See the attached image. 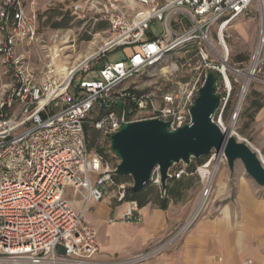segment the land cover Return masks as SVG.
<instances>
[{"label":"built area","instance_id":"2783aa9c","mask_svg":"<svg viewBox=\"0 0 264 264\" xmlns=\"http://www.w3.org/2000/svg\"><path fill=\"white\" fill-rule=\"evenodd\" d=\"M103 2L109 28L102 44L66 77L51 63L37 78L17 54L20 43L32 45L38 40L37 15L25 0H3L0 7V60L15 78L0 99V264H100L95 259L101 243L89 219L91 205L103 201L112 188L116 202L127 205L125 221H141L139 204L125 201L133 185H118L114 180L116 168L107 156L117 158L111 138L124 123L157 119L171 131L190 125L191 108L209 73L216 76L215 90L220 96L212 120L223 133L241 141L237 127L242 102L251 85L264 75V38L241 68L229 62L224 30L251 9L264 6V0ZM130 3L139 7L132 15ZM73 8L75 14L84 12L81 3ZM156 24L164 28V34L151 32ZM187 47H194L201 64L196 75L183 80L187 64L170 57ZM123 48L133 51L105 63L97 80L77 81L92 62ZM159 66L163 70L153 76L161 84L152 90L132 82L150 76L151 69ZM236 88L240 95L233 105ZM88 126L99 132L103 151L89 148ZM213 153L225 158L223 153ZM210 163L201 168L209 169ZM201 168L196 170L200 176ZM168 175L167 185L188 174L177 164ZM201 180V202L174 238L191 230L212 198L209 179L201 176ZM150 185L162 199L167 197L159 167L154 168ZM155 253L146 251L128 264H143Z\"/></svg>","mask_w":264,"mask_h":264},{"label":"crops","instance_id":"0c3cea01","mask_svg":"<svg viewBox=\"0 0 264 264\" xmlns=\"http://www.w3.org/2000/svg\"><path fill=\"white\" fill-rule=\"evenodd\" d=\"M246 16L236 19L226 31L236 28L242 35ZM22 45L30 46L22 42L17 50ZM257 116H264V107L254 119ZM195 173L186 177L198 183ZM223 174L209 212L179 238L173 234L190 219L197 204L179 207L185 198L170 203L167 209L149 204L141 208V221L131 223L124 219L127 205L116 202L111 188L103 201L91 205L89 212L101 243L96 261L128 264L137 255L154 250L156 253L143 264H264V188L250 177L234 175L232 170L229 175Z\"/></svg>","mask_w":264,"mask_h":264},{"label":"rangeland","instance_id":"374dc122","mask_svg":"<svg viewBox=\"0 0 264 264\" xmlns=\"http://www.w3.org/2000/svg\"><path fill=\"white\" fill-rule=\"evenodd\" d=\"M27 8L34 10L38 19V40L32 45H22L17 50V54L22 56L31 71L42 77L44 68L53 63L58 72L63 76L60 66H67L72 69L75 65L80 64V60L86 56L94 54L97 48L102 44L104 32L109 28L108 22L103 18V0H25ZM3 0H0V7ZM81 3L84 7L83 13H74V5ZM102 4V5H101ZM123 5L125 3L123 2ZM129 14H134V11L139 10L135 3L129 4ZM235 21V20H234ZM233 21V22H234ZM56 23H62V28H56ZM243 25L245 31L239 35L236 28L228 29L225 32L226 43L230 51V64L238 67H243L253 57L258 41L264 38V6L261 8H253L246 17L243 18ZM151 32L155 36L164 34V28L160 24L152 27ZM1 39V37H0ZM214 39L216 36L214 35ZM59 48V49H58ZM58 49V50H56ZM132 48H123L107 54L104 58L98 59L89 65L87 72L81 73L77 81L81 80H97V74L105 63L114 62L122 55L132 53ZM58 54L55 59L54 55ZM178 58L183 64H187L181 79L187 80L196 75L199 71L200 61L196 58V51L194 47H187L184 50L177 51L170 59ZM80 62V63H79ZM243 63V64H242ZM73 66V67H72ZM163 70L162 67H154L150 71V76L147 74L132 80L136 83L144 85L146 90H152L154 86L160 85L161 82L155 74H159ZM89 76H86L88 75ZM260 79L264 81V75H260ZM40 77V78H41ZM14 75L8 68L4 67L0 60V99L3 98L8 87L14 82ZM254 82L245 99L242 102V108L237 127V133L241 141L251 146L260 156L264 158V116H257L256 119L251 120L250 116L253 112L251 106L256 102H264V82ZM128 82L127 85H131ZM239 89H234L232 94V104H237L239 100ZM260 95V96H259ZM225 123H228V117L225 118ZM221 157L219 154L213 152L208 158L207 163H210L209 170L213 173L212 198L209 204L202 211L201 215L209 212V207L215 199V194L219 190L218 182L223 177V173L229 175L230 169L225 158L221 157L218 167L216 166V159ZM112 164L117 168L120 161L118 158L112 157ZM185 167L184 163H180ZM202 167V166H201ZM199 167V168H201ZM198 168V169H199ZM197 169V170H198ZM234 175L237 173L248 177L244 166L241 162L235 164ZM198 178V183L195 181L193 189L189 190L185 195L184 202L179 203L180 206H191L201 202L204 192V184L201 182V176L195 173ZM124 183L130 182V178H124ZM235 190V188L233 187ZM193 212V213H194Z\"/></svg>","mask_w":264,"mask_h":264},{"label":"water","instance_id":"95a60500","mask_svg":"<svg viewBox=\"0 0 264 264\" xmlns=\"http://www.w3.org/2000/svg\"><path fill=\"white\" fill-rule=\"evenodd\" d=\"M216 80L215 74L209 73L191 108L190 125L171 131L157 119L124 123L111 138V150L120 161L115 175L132 178L134 192L150 184L155 167L160 168L161 183L166 187L168 171L175 165H189L213 151L224 154L230 170L241 162L250 179L264 188V162L259 153L229 132L223 133L212 120L220 104Z\"/></svg>","mask_w":264,"mask_h":264},{"label":"trees","instance_id":"16d2710c","mask_svg":"<svg viewBox=\"0 0 264 264\" xmlns=\"http://www.w3.org/2000/svg\"><path fill=\"white\" fill-rule=\"evenodd\" d=\"M63 25L62 23H56V28H62ZM264 107V102H256L253 103L251 106V109L253 110L250 118L251 120H254L255 115ZM228 117V112L225 116V118ZM87 135L89 138V148L91 150H98V151H103V148L99 144V132L93 129L92 127L88 126L87 129ZM108 158L111 159L110 155H107ZM208 158L207 157H201L198 159H193L192 162L186 166V172L187 174H194L196 170L205 165L207 162ZM124 178H130L127 176L121 177V176H114V180L118 185L121 184H131L133 185V180L130 178V182L124 183L123 179ZM195 186V181L193 178L186 177L184 175L181 179L179 180H174L171 181L167 186H166V191H167V197L162 199L159 190L152 186V185H147L142 191L140 192H134L132 190V187L128 188L126 191V197L125 201H135L139 204L141 208L149 205V204H155L161 207L162 209H167L170 203H178L182 200H184L186 192L193 188Z\"/></svg>","mask_w":264,"mask_h":264},{"label":"bare ground","instance_id":"6f19581e","mask_svg":"<svg viewBox=\"0 0 264 264\" xmlns=\"http://www.w3.org/2000/svg\"><path fill=\"white\" fill-rule=\"evenodd\" d=\"M224 31H226V30H224ZM223 31V32H224ZM222 36H223V34H222ZM224 43H225V46L227 47V49L229 50V48H228V46H227V43H226V41L224 40ZM59 49V48H58ZM58 49H56V50H58ZM58 57V54L56 53L55 55H54V58L56 59ZM89 57H90V55H88V56H86L85 58H87L86 60H85V58L84 59H82V60H80V62H82V61H87L88 59H89ZM84 61V62H85ZM79 62V63H80ZM78 65V64H77ZM77 65H75L72 69L74 70L75 68H76V66ZM60 68H61V71H62V74H63V76H68V74H69V72L72 70V69H69L67 66H60ZM222 157V156H221ZM221 157H218L217 159H216V166L218 167V164L220 163V160H221ZM261 158H262V160H263V162H264V158L261 156ZM200 174H201V176L204 178V179H209V182L211 183L212 182V179H213V173L212 172H210V170L208 169V168H201V170H200Z\"/></svg>","mask_w":264,"mask_h":264}]
</instances>
